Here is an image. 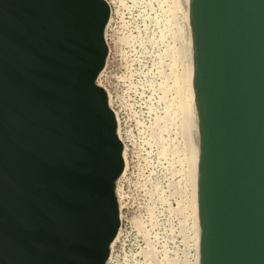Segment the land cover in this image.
Wrapping results in <instances>:
<instances>
[{
	"label": "water",
	"instance_id": "1",
	"mask_svg": "<svg viewBox=\"0 0 264 264\" xmlns=\"http://www.w3.org/2000/svg\"><path fill=\"white\" fill-rule=\"evenodd\" d=\"M201 264H264V0H191ZM107 0H0V264H103L125 159Z\"/></svg>",
	"mask_w": 264,
	"mask_h": 264
},
{
	"label": "rangeland",
	"instance_id": "2",
	"mask_svg": "<svg viewBox=\"0 0 264 264\" xmlns=\"http://www.w3.org/2000/svg\"><path fill=\"white\" fill-rule=\"evenodd\" d=\"M168 1L152 0V8H148L145 0H111L112 20L105 36L109 53L102 81L112 92L130 160L120 180L124 202L121 232L106 264H148L144 249L149 243L140 226L147 230L161 264H169V257L180 260L186 254L193 259L192 239H187L188 244L181 233L182 214L170 210L182 199L181 193H172L171 186L173 177L180 175H173V167L180 166L179 152L161 155L157 146L148 141L150 127L158 115L164 114L165 101L170 96L168 92L166 98H161L166 77L156 60V56L160 60L159 53L166 48L170 35L164 39L157 35V44L142 37L157 28L147 12L163 23ZM169 61L165 55L161 62L166 71L170 70ZM162 134L172 146L174 140L168 131ZM184 212L188 215L189 209ZM189 219L188 216V226ZM187 230L191 235V228Z\"/></svg>",
	"mask_w": 264,
	"mask_h": 264
},
{
	"label": "bare ground",
	"instance_id": "3",
	"mask_svg": "<svg viewBox=\"0 0 264 264\" xmlns=\"http://www.w3.org/2000/svg\"><path fill=\"white\" fill-rule=\"evenodd\" d=\"M133 1L137 2L138 0ZM107 2L112 7L111 0H107ZM145 2L148 8H152V0H145ZM191 10V0H169L165 9L166 16L163 23H160L155 16H152L151 11H148L147 17H151L155 20L157 28L151 34L149 33L142 37V39L144 38L150 40L153 44H157V35L161 39H164L167 34L170 35V40L166 44V48L159 53L160 60H158L156 56L157 65L166 77V84L163 82V94L161 98H166L168 92H170V96L166 98L164 114L158 115L150 127L148 141L157 146L158 152L161 155H166L169 151L179 152L178 161L180 166L179 168L176 166L173 167V175L175 176L178 172H180V175L179 177H173L171 186L173 187L172 193H181L182 199L179 200L178 205L170 208V210L182 214L181 233L185 236L184 239L187 243L188 238L192 239L191 243L194 251L192 254L193 259H190L188 254L180 260L176 257H169V264H201L202 228L199 206L201 154L200 132L197 121L196 52L192 30ZM111 20L112 11L105 26V36ZM156 31H158V33H156ZM165 55L170 58V70L167 71L163 68L161 63ZM107 60L106 58V61ZM105 65L99 71L96 83L102 86L107 92L109 106L114 110L117 119V133L123 141V157L125 163L121 173L114 181L115 198L120 210V218H122L124 202L120 180L128 171L130 159L128 158V146L123 137L119 112L113 104L112 92L102 81ZM163 130H167L168 135L172 136V140H174L172 146H170V142H166V138L162 134ZM172 133L175 135L173 136ZM185 208L189 209L188 215L184 214ZM170 215L168 221L171 219ZM188 216L191 218V220L189 219L191 221L190 226L186 223V221H188ZM140 225L141 224H139V226ZM187 227L191 228V235L188 234L189 232L187 233L189 230H187ZM140 228L149 243L148 248L144 249L148 264H161V259L158 257L157 251L152 245L147 230L141 226ZM120 232L121 227L119 226L115 234L109 240L108 257L112 254L117 244ZM103 264H106V262Z\"/></svg>",
	"mask_w": 264,
	"mask_h": 264
}]
</instances>
